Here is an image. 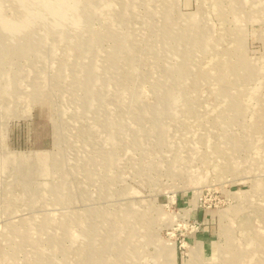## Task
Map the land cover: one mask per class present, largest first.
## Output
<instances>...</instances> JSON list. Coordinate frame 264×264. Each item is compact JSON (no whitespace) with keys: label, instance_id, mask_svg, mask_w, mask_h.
<instances>
[{"label":"rangeland","instance_id":"obj_1","mask_svg":"<svg viewBox=\"0 0 264 264\" xmlns=\"http://www.w3.org/2000/svg\"><path fill=\"white\" fill-rule=\"evenodd\" d=\"M217 1L59 0L56 8L52 0H0L1 22L12 33L3 41L9 52L1 59L0 89L11 82L7 72L22 79L16 100L0 107V264H114L119 257L185 264L197 239L204 241L197 264L216 261L220 245L234 252L224 264H264V0ZM120 3L130 11L117 22ZM163 5L173 17L204 16L205 24L188 29L200 26L198 43L210 37L204 48L174 33L166 50L155 43ZM50 7L51 25L42 17ZM20 27L30 34L25 40ZM47 30L49 43L36 45L32 38ZM217 37L231 63L244 56L256 69L227 91L232 105L214 77L192 82ZM39 69L48 93L40 97L31 75ZM114 113L117 131L104 125ZM101 129L114 145L98 142ZM41 150L55 156L45 172L8 162ZM220 213L230 225L227 241ZM95 226L98 233L123 227L133 244L122 253L117 233L103 247ZM171 245L169 261L163 251Z\"/></svg>","mask_w":264,"mask_h":264},{"label":"bare ground","instance_id":"obj_2","mask_svg":"<svg viewBox=\"0 0 264 264\" xmlns=\"http://www.w3.org/2000/svg\"><path fill=\"white\" fill-rule=\"evenodd\" d=\"M55 0H52V6L54 7V5L56 6V8L58 6H60V2L59 0H56V2H54ZM144 2H147V0H144ZM202 2V1H201ZM213 2V5L217 6L218 4V1L217 0H212ZM90 3V2H89ZM148 3V2H147ZM167 2L164 1V4H166ZM199 7V6H198ZM170 6H165L163 5L162 8H160V11H155V12H158L159 13V16L161 17V20L162 21V24L161 26H158V29L159 31L157 32L156 31V36H155V43L156 44H161V49L162 48H165L164 50H166V48L168 47L166 45L167 43V40H168V35L174 33V34H180L179 36L180 37H185L186 38H189V40H187V44L190 45L191 48H198V50H201L202 48L205 47L206 43L209 41V38H205L203 39L200 43H198L197 41H199V39L196 37L197 35H195L196 33V30H197V33L199 31V27L198 28H191V32L189 33L188 32V29L190 27H192L193 25H200V24H205L204 22H206L204 16L201 14V13H186L185 17H180V16H177V17H173V15L171 14V11H170ZM202 8V7H201ZM117 11H116V16H115V19L117 20V22L120 20V17L124 14H127L130 10V5H126V4H122L120 3L119 6H117ZM27 9L26 7H24L23 9V14L24 12H26ZM204 11V10H203ZM21 12V13H22ZM207 12V11H206ZM53 8L50 7V9L47 11V14L44 13L42 15V17L45 16V23H49L50 25L52 24V17H53ZM204 13V12H203ZM50 14H52V16L50 17ZM153 14V11H149V14L148 15H151ZM39 15V14H38ZM38 15H36L38 17ZM41 17V18H42ZM3 20V18L1 17L0 15V22ZM240 20V19H238ZM49 21V22H48ZM4 22H1L0 24L1 25V28H2V34H0V65H2V55L4 54H7L9 51H8V46L6 45V43H4L3 41L5 40V38H12V33H11V27H10V24L8 23H4ZM28 28V26H26ZM181 28V29H180ZM16 29V27H15ZM20 37L23 38L24 37V40L27 39V37L30 35L29 33H26V30H24L23 28H18V30H20ZM240 30V29H239ZM63 34V30H60ZM52 31H48L47 30V33L46 35L44 36H41L40 35L36 38H32L34 39V42H36L35 44H41V40L42 38L45 39V41L43 43H49V34L51 33ZM55 33H57L56 31H54ZM53 34V32H52ZM28 35V36H27ZM129 33L126 34V36H128ZM188 36V37H187ZM124 37V36H123ZM223 37V36H222ZM228 37V36H227ZM8 38V39H9ZM221 40V37H217L216 39L212 40L210 43L212 45V50L213 53H212V57L210 59L207 60V62H205V64H201V66L196 70L195 72V77H194V80H200V79H206L208 78L209 76H212L214 77L218 82H219V85L215 88H219V93L221 95L224 94V92L226 93V95L224 97H230L229 100H226V104H230L232 105V102L233 100L231 99L232 98V94L229 93V96H228V92L230 88H232V85L233 83L235 82H238L240 81L241 78H243L244 76H247L248 74L252 75L253 71H255L256 69L252 66L250 67L249 64H253V62L251 63L250 60H246L245 58H243L244 56L240 57V61L238 63H231L229 61V55H228V51H225V47H223L222 49L218 48V42H220ZM226 40V39H225ZM118 41V40H117ZM119 42V41H118ZM121 44H125V39H122L120 41ZM12 44V43H11ZM4 45V46H3ZM121 46V45H120ZM164 46V47H163ZM4 47V48H3ZM117 46L115 45V48ZM126 48V45L123 46ZM222 47V46H221ZM122 48V47H121ZM70 49V48H69ZM206 49V48H205ZM190 50V49H189ZM123 51V50H122ZM188 51V50H187ZM211 51V50H210ZM78 52V51H77ZM173 52V51H172ZM127 53V52H126ZM131 53V52H130ZM194 53V52H193ZM136 54V53H135ZM82 55V54H81ZM185 55V54H184ZM190 57H192L191 55H189ZM39 57H41L40 55L38 56V59ZM202 57V56H201ZM247 58V57H246ZM115 59V58H114ZM113 55L110 57V61L113 62ZM128 59V58H127ZM182 61V60H181ZM76 62H80V61H76ZM64 63V62H63ZM81 63V62H80ZM129 63V62H128ZM174 64V63H173ZM248 64V65H246ZM71 65V64H70ZM73 65V64H72ZM175 66V65H174ZM199 66V65H198ZM67 67H70V66H67ZM182 67V66H181ZM81 68V67H80ZM92 68H94L92 66ZM134 68V67H133ZM69 69V68H68ZM95 69V68H94ZM126 69V68H125ZM130 69V68H129ZM135 69V68H134ZM111 70V69H109ZM127 70V69H126ZM125 70V71H126ZM179 70V69H178ZM65 72L67 71V69L64 70ZM77 72H81V70L78 68V70H76ZM128 71V70H127ZM14 72V73H13ZM92 72V71H91ZM120 72V71H119ZM176 73V72H175ZM12 74L13 76L16 74L15 71L12 70V72H7V79L9 80L10 79V83L8 85H4L1 89H0V107L3 106V103H6V101L4 100H8V104L12 102H14L16 100V88L18 87V84L21 83L22 79H18V78H13L11 80V77H12ZM180 74V73H179ZM32 77L33 79L35 78V92L36 94H39V97L41 96V94L43 96H46L48 95V93H46L47 91V88L44 87V83L46 82V78L44 76V73L43 71H41L40 69L39 70H36L34 72H32ZM167 75V74H166ZM172 75V74H171ZM124 76V75H123ZM165 76V75H164ZM76 78L78 79V83L82 85L84 79L78 75L76 76ZM109 78V77H108ZM146 78V77H144ZM162 78V77H161ZM72 80V79H71ZM87 80V79H86ZM90 80V79H89ZM92 80V79H91ZM126 80V79H125ZM144 80V79H143ZM182 80V75H180L179 77V81ZM193 81V83H196L197 81ZM242 80V79H241ZM16 81V82H15ZM99 81V80H98ZM201 81V80H200ZM205 81V80H204ZM212 81V80H211ZM31 82V81H30ZM49 82V81H48ZM202 82V81H201ZM206 82V81H205ZM88 83V82H86ZM99 83V82H98ZM103 83V82H102ZM106 83V82H105ZM17 84V86H16ZM34 84V83H33ZM237 84V83H236ZM235 85V84H234ZM84 86V85H83ZM87 86V85H86ZM93 86V85H92ZM97 86V85H96ZM19 88V87H18ZM57 88V87H56ZM164 88V87H163ZM178 88V87H177ZM172 89V88H170ZM176 89V88H175ZM225 89V90H224ZM243 89V88H242ZM97 90V89H96ZM112 90V89H111ZM165 90V89H163ZM224 92H222V91ZM89 91V90H88ZM211 91V89H210ZM238 92L239 89L237 90ZM49 92V91H48ZM75 92V91H74ZM78 92V91H77ZM212 92V91H211ZM34 93V92H33ZM79 93V92H78ZM213 93V92H212ZM243 93V92H242ZM93 94V93H92ZM75 95V94H73ZM113 95V94H112ZM189 95V94H188ZM78 96V95H77ZM88 96V95H87ZM91 92L89 94V100L87 101V104L90 106V109H94V107H96L97 104H94V99L91 97ZM209 96V95H208ZM103 97V96H102ZM135 97V96H134ZM180 97V96H179ZM239 97L240 94H239ZM88 98V97H87ZM110 98V97H109ZM184 98V97H183ZM99 99V98H98ZM168 100V99H167ZM207 100H208V97H207ZM231 100V101H230ZM164 101V100H163ZM11 104L8 105V107H10L11 109ZM68 104V103H67ZM237 105V104H236ZM236 108V107H235ZM71 113V112H70ZM6 114H8V112H6ZM191 114V113H190ZM109 115V114H108ZM216 115V114H215ZM151 116V115H149ZM7 117V116H6ZM5 117V118H6ZM161 117V116H160ZM4 118V119H5ZM216 118V117H215ZM4 119L1 120V122H4ZM217 120V119H216ZM160 121V120H159ZM107 123V124H106ZM106 123H104L105 127L107 129H114V130H118L120 129V121H119V116L117 115V113H114L110 116V118H108V121L106 120ZM178 123V122H177ZM155 125V124H154ZM161 126V125H160ZM223 127V126H222ZM93 129V128H92ZM91 127L88 128V130H92ZM94 130V129H93ZM92 130V131H93ZM102 133L100 134L99 138H98V142H103V143H106L108 145H114L113 143H116V139L113 138L110 134H106V132L101 129ZM161 131V130H160ZM85 133V131H84ZM186 135V134H185ZM59 138H58V141L60 140L61 136H62V133H60L59 135ZM190 136V135H189ZM65 137V136H64ZM206 137V136H205ZM70 139V137H69ZM207 140V139H206ZM71 142V140H69ZM209 141V139H208ZM211 145V143H210ZM217 145V144H216ZM212 146V145H211ZM218 146V145H217ZM219 147V146H218ZM214 148V147H213ZM215 149V148H214ZM213 149V150H214ZM84 150V149H83ZM221 150V149H220ZM225 150V149H224ZM227 150V149H226ZM218 152V150H217ZM220 152V151H219ZM65 153V152H64ZM259 153V152H258ZM227 154V153H226ZM227 156V155H226ZM55 159V156L52 155L51 153H48V152H45L44 150H41V151H37V152H23V153H20V154H17L14 158H12L11 160L8 159V162L12 163L13 166L16 168V166H21V169L25 166L27 168V170L30 169V167L34 166L36 167V171L37 172H45L48 170V165L53 162ZM58 160V159H57ZM251 160V159H250ZM3 161V160H2ZM60 161V160H59ZM222 161V160H221ZM220 161V162H221ZM233 161V160H232ZM231 164V163H230ZM229 164V165H230ZM236 164V163H235ZM233 162L231 164V166H236ZM7 165V164H6ZM9 166V165H8ZM246 167V166H245ZM53 168V167H52ZM233 168V167H232ZM241 168V167H240ZM234 169V168H233ZM14 171V170H13ZM36 172V173H37ZM49 172V171H48ZM21 173V172H20ZM30 173V172H29ZM224 173V172H222ZM19 174V173H18ZM44 175V174H43ZM27 186V185H26ZM25 187V186H24ZM261 188V187H260ZM8 189V188H7ZM19 189V188H18ZM30 189V188H29ZM73 189V188H72ZM54 190V189H53ZM63 190V189H62ZM67 190V191H70V189H67L65 188L64 191ZM29 191V190H28ZM63 191V192H64ZM12 192V191H11ZM53 192L56 193V190H54ZM11 194V193H10ZM58 195V192L56 194V196ZM7 196V195H6ZM11 196V195H10ZM8 197V196H7ZM69 197V196H68ZM31 199V198H30ZM61 199V198H60ZM23 201V200H21ZM32 201V200H31ZM27 202V201H26ZM33 202V201H32ZM75 217V216H74ZM94 219V218H93ZM219 222H221L220 226H219V233L221 235V237H223V240L227 241V238H228V231H229V223L226 221L227 219V215L225 213H220V218H219ZM71 220V219H70ZM85 220V219H84ZM83 221V220H82ZM91 222V221H90ZM231 224V223H230ZM39 225V224H38ZM102 225V223H101ZM84 226V225H83ZM97 226V225H96ZM96 226L94 227L95 230H94V234H99L97 235V238L96 240L99 239V243L102 244V246H106L108 245L109 243H107V237L108 235L109 238L112 240V239H116V234L118 233V238H123L120 243L122 245V248H121V252L123 253L125 247H127L126 245H129V244H133L131 242H128L126 241L127 240V236H131V234L129 235H126L125 236V232H124V229L123 227H120L119 231L116 232L115 229H117V226L116 228H113L115 227L113 225V227L107 229V228H101L100 227V232L98 233ZM40 229V228H39ZM54 229V228H53ZM62 230V229H61ZM66 231V230H65ZM88 231V230H87ZM93 234V235H94ZM112 234V235H111ZM106 235V236H105ZM115 235V237H114ZM256 235V234H255ZM90 237V236H89ZM92 238H94L92 235H91ZM50 238V237H49ZM103 238V239H102ZM126 238V240H125ZM257 238V237H256ZM90 239V238H89ZM260 239V237H259ZM92 240V239H90ZM95 239L92 241V243L89 245V251L91 252V250H93L94 246H92V244L96 241ZM110 242V241H109ZM202 243L204 244V241L203 240H199L197 239L196 242L194 244H191V246L189 247V250H188V258L187 260L185 261V264H197L196 262L199 261V257L202 256L203 254V249H202ZM259 243H262V242H259ZM58 244V243H57ZM222 244H224L222 242ZM264 244V243H263ZM85 245V244H84ZM95 245V244H94ZM131 246V245H129ZM134 246V245H133ZM254 247V246H253ZM169 250V251H167ZM58 251V250H57ZM100 251V249H96L95 253L93 255H95L96 253H98ZM167 251V252H165ZM120 252V251H119ZM238 252V251H237ZM83 254V253H82ZM87 251L84 253V258L85 256L87 255ZM163 256L164 257H167V259L169 261L170 260V256L172 257V245L169 246V247H165L164 248V251H163ZM234 254V252L231 250L230 246L226 247L225 245H220V250H219V253L218 255L216 256V261H213L211 262L210 264H224V263H227L229 258H231V256ZM239 254V252L237 253ZM91 255V261L93 260V256L92 254L90 253ZM46 257V256H45ZM82 257V256H81ZM123 258L119 257L118 260H115V263L118 261V264H129L130 261H124L122 260ZM226 261V262H225ZM252 261V260H251Z\"/></svg>","mask_w":264,"mask_h":264}]
</instances>
